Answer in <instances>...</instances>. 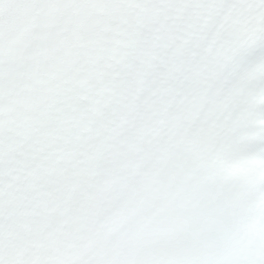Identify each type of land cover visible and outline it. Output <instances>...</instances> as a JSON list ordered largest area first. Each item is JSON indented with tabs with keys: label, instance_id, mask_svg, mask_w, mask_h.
Listing matches in <instances>:
<instances>
[{
	"label": "snow or ice",
	"instance_id": "obj_1",
	"mask_svg": "<svg viewBox=\"0 0 264 264\" xmlns=\"http://www.w3.org/2000/svg\"><path fill=\"white\" fill-rule=\"evenodd\" d=\"M0 264H264V0H0Z\"/></svg>",
	"mask_w": 264,
	"mask_h": 264
}]
</instances>
